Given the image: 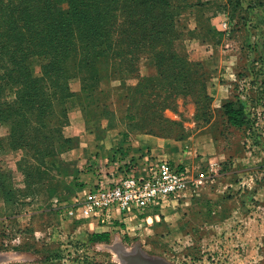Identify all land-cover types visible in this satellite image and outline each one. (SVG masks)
Returning <instances> with one entry per match:
<instances>
[{"label":"rangeland","instance_id":"obj_1","mask_svg":"<svg viewBox=\"0 0 264 264\" xmlns=\"http://www.w3.org/2000/svg\"><path fill=\"white\" fill-rule=\"evenodd\" d=\"M22 1L0 0L7 5L0 14V264H72L79 255L84 264H122L117 239L87 243L49 211L37 214V230L16 218L59 193L67 204L71 193L85 198L96 182L72 165L70 150L78 130L94 121L129 143L151 133L223 142L222 171L231 174L223 186L232 184L221 208L207 210L192 240L142 247L147 255L169 264H264V0H159L147 12L130 0H54L60 14L45 16L64 31L48 41L29 38L33 14ZM142 15L134 47L123 29ZM153 22L162 33L148 31ZM23 23L17 52L8 34ZM107 46L112 51L103 55ZM229 100L242 107L239 128L224 114ZM34 231L40 239L28 234ZM45 232L52 236L43 239ZM123 243L128 252L139 249ZM29 248L36 255L25 256Z\"/></svg>","mask_w":264,"mask_h":264},{"label":"crops","instance_id":"obj_2","mask_svg":"<svg viewBox=\"0 0 264 264\" xmlns=\"http://www.w3.org/2000/svg\"><path fill=\"white\" fill-rule=\"evenodd\" d=\"M224 14L225 12L222 16ZM119 147H122L120 154L116 150ZM70 153L72 165L85 167L88 170L87 179L94 183L100 180L112 182L130 171L145 176L150 171V164L162 159L186 168L191 179H198L200 174H203V179L199 184L191 181V187L179 197L156 202L149 208L135 211L125 218L116 210L113 212L114 218L105 222L99 221L96 217L83 218L79 213L69 214L66 210L74 201L67 204L65 201L67 197L59 193L60 196L56 194L52 197V202L50 201L48 206L38 205L36 209L25 211L19 217L14 214L16 218L24 220V227H29V230H37L35 226L40 229L41 222L38 221L37 214L49 211L56 220L55 224L58 220L69 233L79 232L76 237L86 240L87 243L107 244L117 239L119 250L128 252L123 242L129 240L138 244L139 249L145 253L147 252L143 250L144 248L162 250V242L192 240L196 234L195 226L207 224V210L212 208L217 212L215 207L221 208L224 193L229 191L232 184L227 182V186H223L225 174L231 177L230 173L222 171L227 163L226 152L222 140L211 136L197 138L192 134L175 139L141 134L129 143L106 121H94L78 130V137ZM229 161H233V158ZM75 194L71 193V196L74 197ZM227 202L233 204V201ZM201 216L205 218L202 221L199 219ZM94 233L100 234L101 238L92 239ZM28 234L35 240L40 239L35 231ZM47 235L52 236L51 233L45 232L46 238L43 239H49L50 236ZM41 245L43 246L44 242ZM48 249L45 248L47 252ZM7 250L19 251L10 248ZM35 250L36 248L26 249L24 254L32 257L37 253Z\"/></svg>","mask_w":264,"mask_h":264},{"label":"built area","instance_id":"obj_3","mask_svg":"<svg viewBox=\"0 0 264 264\" xmlns=\"http://www.w3.org/2000/svg\"><path fill=\"white\" fill-rule=\"evenodd\" d=\"M226 27V22L222 24ZM203 179H191L186 168L162 159L150 164V171L143 176L130 171L112 182L98 181L87 189L85 198L75 197L72 205L66 210L69 214L79 213L81 217H96L101 222L113 219V212L119 211L125 218L135 211L149 208L156 202L168 198L179 197L191 187V181L199 184ZM50 261L57 256L50 255ZM82 255L72 261V264H84Z\"/></svg>","mask_w":264,"mask_h":264},{"label":"trees","instance_id":"obj_4","mask_svg":"<svg viewBox=\"0 0 264 264\" xmlns=\"http://www.w3.org/2000/svg\"><path fill=\"white\" fill-rule=\"evenodd\" d=\"M9 1L10 0H6L7 3H9ZM42 1H44V0H42ZM46 1H47V6L44 7L40 3L41 0H29V2H28L29 8H23V9H27V11L24 10L25 13L33 14L32 18H30L31 26L27 27V31L30 32L29 38L31 40L37 39V38L41 39V41H48V40H53V39L59 40L60 34H62L64 31L62 29L61 25H59L58 28H56V25H52L51 23H49L48 17L45 15L46 14H52L53 16L54 15L56 16V15H59L60 12H59L58 7L56 5L52 6L50 4V2L52 3L54 0H46ZM130 1L132 3H134L135 5L142 6L146 10L145 12H147V8H148L147 5H149V7H150V6L154 5L159 0H130ZM22 2H25V0H23ZM6 8H7L6 4H5V6H4V4L1 5L0 6V14H1L2 9L5 10ZM223 12H226V11L223 10ZM19 13H21V11ZM19 13H18V15H19ZM144 15L140 16L138 19L131 18L128 21V25L123 29V32L126 33L127 39L129 40V42L131 44L134 45V47H137L138 43L140 41H142L141 34H140V32H138L137 27L139 25H141V19ZM169 15L170 14L167 13V16H169ZM148 17H149V15H148ZM25 25H26L25 23L21 24L18 28L13 29L8 34V36L10 38H12L13 40L16 41V45H19V46H15V49H14L17 52H20L24 49L22 47L24 42L21 39V34H22L21 28L25 27ZM147 28H148L149 32H154L156 34H159L160 32L162 33V30H158V28L156 27V24L154 22H153V25L148 26ZM52 29H54V30H52ZM1 44L5 45V42L2 41ZM110 51H112V48L110 46H107L103 55H108V53ZM155 85H158L157 79H154V82L150 83V86L152 87V89H153V86H155ZM150 86H149V88H150ZM223 107H224V114L227 118L228 124L233 125V126H240V127L244 124L245 120H244V115H243L241 105H236V103L234 101L229 100L223 104ZM2 109H4V107L0 103V111ZM142 114H143V112H140L141 118L143 116ZM147 130L150 131L148 133L153 132L150 128ZM75 142H76V140L73 142V144ZM73 144H71V145L73 146ZM1 192H3V191L1 190ZM98 238H101L100 234L94 233L92 235V239H98Z\"/></svg>","mask_w":264,"mask_h":264},{"label":"water","instance_id":"obj_5","mask_svg":"<svg viewBox=\"0 0 264 264\" xmlns=\"http://www.w3.org/2000/svg\"><path fill=\"white\" fill-rule=\"evenodd\" d=\"M119 252H120L121 258H124L126 260H127V258L132 259V261H130L129 264H140V263L141 264H157V262H158V264H160L161 262H164L162 258L155 257V258H149L148 259V258L139 257V259H138V256L129 255V254L126 255L127 253H125V251H123V250H119ZM164 264H168V263L164 262Z\"/></svg>","mask_w":264,"mask_h":264},{"label":"flooded vegetation","instance_id":"obj_6","mask_svg":"<svg viewBox=\"0 0 264 264\" xmlns=\"http://www.w3.org/2000/svg\"><path fill=\"white\" fill-rule=\"evenodd\" d=\"M125 253H127L126 255H135V256H138V259H139V257H143V258H155V257H152V256H149V255H147L145 252H143L142 250H140V249H136V250H134V251H132V252H125ZM130 261H132V259L131 258H127V260L126 259H124V258H122V264H129L130 263ZM163 261L164 262H166V260H164L163 259ZM164 262H159L160 264H164ZM138 263V262H137ZM166 263H168V262H166ZM141 264V263H140ZM157 264H158V262H157ZM169 264V263H168Z\"/></svg>","mask_w":264,"mask_h":264}]
</instances>
